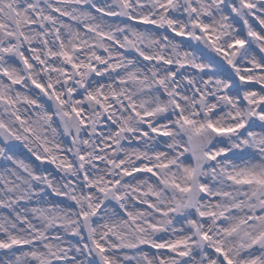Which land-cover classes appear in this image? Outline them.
<instances>
[{"label": "snow or ice", "instance_id": "6c2138e0", "mask_svg": "<svg viewBox=\"0 0 264 264\" xmlns=\"http://www.w3.org/2000/svg\"><path fill=\"white\" fill-rule=\"evenodd\" d=\"M0 264H264V0H0Z\"/></svg>", "mask_w": 264, "mask_h": 264}]
</instances>
